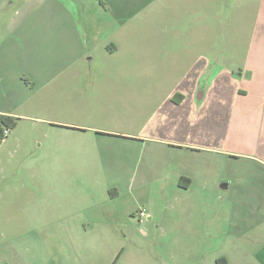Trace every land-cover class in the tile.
Listing matches in <instances>:
<instances>
[{
	"label": "rangeland",
	"instance_id": "obj_1",
	"mask_svg": "<svg viewBox=\"0 0 264 264\" xmlns=\"http://www.w3.org/2000/svg\"><path fill=\"white\" fill-rule=\"evenodd\" d=\"M10 2L8 0L7 4ZM174 10L170 8L161 14L167 21L175 17ZM18 15L14 4L7 8L6 17ZM194 15L199 24L197 41L188 43L189 46H184L188 42L186 38L180 41L184 56L182 68L178 72L163 71L156 61L151 62L155 66H145V58L136 55L132 62L134 68H130L132 72L126 71V79H133L134 85L126 89L119 83H97L98 76H106L108 80L115 74L94 68L114 61L104 58L100 49L94 51V58L87 62L93 67L76 75L75 80L80 85L73 95H63L51 85L41 84V78L45 76L58 74L61 79L64 74L43 72L47 63L41 52L32 59L35 61L32 65L22 59L24 52L18 54L22 59L19 63L5 64L0 71V114L14 117L16 124L0 143V264H111L109 256L113 249L126 244L131 261L124 264H159L166 233L164 227L167 235L183 227H192L180 216V204L185 202L190 208L194 202L190 196L178 195L174 186L164 180L149 178L147 183L136 181L133 185L120 180L130 174L127 165L132 160L134 172L138 169L141 173L146 165L150 169L160 168L161 164L149 160L150 148L141 149L139 145L121 139L100 138L97 143L92 136L66 130L62 122L77 124L80 117L82 120L95 117L99 127L108 130L156 136L160 131L158 122L165 118L157 108L162 104L168 86L174 87L181 76L195 81L197 92L205 94L199 104L202 106L196 112L193 138L198 142L205 139L209 145L237 152V146L227 132L229 115L213 108L220 104L226 108L227 97L239 84L238 77L252 35L260 27L264 34V0H198L195 8L180 10L181 18ZM259 15H262L261 22L255 24ZM160 23L157 21L153 26L156 32ZM182 26L189 28L186 23ZM206 34L212 35L208 42L202 41ZM13 41V38L0 41V51L6 58L17 51L12 47ZM206 46L210 56L208 69L204 72L203 66L200 67L201 55H194V51L196 48L204 51ZM116 60L115 63H120ZM191 68L197 69L191 73ZM142 80L151 83L141 85ZM104 89L112 92L111 99L105 97ZM226 156H215L214 179L217 175L218 178H232L237 170L239 161ZM219 181L220 188L228 184L224 177ZM116 189L122 192L118 198H114ZM212 209L215 213L212 220L216 223L221 201H214ZM94 212L98 214L99 225H90L89 231L80 228L72 231L77 226L71 228V223L81 222ZM233 218L237 222L238 216ZM65 224L68 231H64L62 225ZM198 226L204 229L206 221L200 219ZM223 227L224 235L214 236L212 246L203 249L209 256L206 264H212L211 252L217 255L221 251L218 245L222 239L227 241ZM231 230L237 231L236 227ZM62 240L76 243L70 257H64L65 251L54 247ZM46 243L52 244L48 255L38 251L19 261L14 256V251ZM57 252L60 255L52 254ZM193 262L203 264L200 256Z\"/></svg>",
	"mask_w": 264,
	"mask_h": 264
},
{
	"label": "crops",
	"instance_id": "obj_2",
	"mask_svg": "<svg viewBox=\"0 0 264 264\" xmlns=\"http://www.w3.org/2000/svg\"><path fill=\"white\" fill-rule=\"evenodd\" d=\"M7 1L0 0V41L13 38L15 42H12V47L17 51L14 50L13 56L8 58L0 51V71L5 64H17L22 59L32 65L35 63L32 59H36L41 52L47 63L43 72L64 73L61 79L58 74L45 76L41 78V84L51 85L52 89L63 95L77 92L80 82L75 80L76 75L93 67L87 62L92 61L97 49L103 52L104 58L120 61L94 66L95 69H101L100 72L115 73L108 80L106 76H98L97 83H119L126 89L134 85L133 79H126V71L134 68V56L144 57L145 66H155L151 62L156 61L163 71L178 72L182 68L184 57L181 55L180 41L185 38L188 40L184 46L197 41V16L181 18L180 10L195 8L198 0H11L9 4ZM13 4L20 15L15 18L6 17L7 8ZM170 8L175 9V17L166 21L161 13ZM261 18L262 15L258 18L256 16L255 24L260 23ZM157 21L161 23L156 32L153 26ZM182 23L188 24L189 28L183 27ZM261 29L260 27L252 35L242 73L238 77L239 84L236 91L227 97L228 100L224 103L226 108L221 104L213 108L229 115L227 132L229 139L236 144L237 152L209 145L205 139L198 142L193 138L196 112H199L202 106L199 104L205 99V94L197 92L195 81L181 76L173 84L174 87L168 86L162 104L157 108L165 118L158 122L160 131L156 136L108 130L99 127L100 123L95 117L83 120L80 117L77 124L62 122L67 127L66 130L92 136L97 143L100 138L115 141L121 139L137 144L141 149L150 148L149 160L161 164L160 168L150 169L146 165L141 173L138 169L134 172L131 159L132 162L127 165L131 169L130 174L120 180L127 181L129 185L136 181L147 183L149 178L164 180L174 186L178 195L190 196L194 201L190 208L185 202L180 204L182 221L192 227L177 229L169 235L164 227L166 233L159 264H195L193 261H197L199 256L202 263L206 264L209 256L203 249L212 246L214 236L224 235L223 226L227 241L222 239L218 245L221 251L217 255L210 253L213 255L210 258L212 264H264V34ZM211 38V34H206L202 41L208 42ZM22 52L24 57L19 59L18 54ZM194 55H201L200 67L203 66V71L206 72L209 66L208 55L210 56L207 46L204 51L196 48ZM192 68L191 73H194L197 68ZM140 83L144 85L151 82L142 80ZM103 91L106 98H112V92L105 89ZM226 155L239 161V166L232 178H218L217 175L214 179L213 160L215 156L227 157ZM222 177L226 178L228 184L220 188L219 180ZM121 193L116 189L114 198H118ZM218 200L221 201V209L215 223L212 220L215 215L212 205ZM235 215L238 216L237 222H234ZM200 219L206 221L204 229L198 226ZM97 223L100 221L98 214L94 212L87 219L84 218L81 222L77 220V223H71L70 226H77L72 231L79 228L89 231L90 225H99ZM62 226L64 231L69 230L68 225ZM232 227H236L237 231L231 230ZM200 238L205 239L200 241ZM57 244L59 245L54 247L63 249L64 257H70L71 249L76 243L62 240ZM51 245H30L14 251V256L19 261L38 251L48 255ZM126 245L113 249L109 256L111 264L131 261ZM198 249L201 251L198 252ZM52 254L60 255L58 252Z\"/></svg>",
	"mask_w": 264,
	"mask_h": 264
},
{
	"label": "trees",
	"instance_id": "obj_3",
	"mask_svg": "<svg viewBox=\"0 0 264 264\" xmlns=\"http://www.w3.org/2000/svg\"><path fill=\"white\" fill-rule=\"evenodd\" d=\"M15 121L14 117L0 114V143L7 136V133L14 128Z\"/></svg>",
	"mask_w": 264,
	"mask_h": 264
},
{
	"label": "built area",
	"instance_id": "obj_4",
	"mask_svg": "<svg viewBox=\"0 0 264 264\" xmlns=\"http://www.w3.org/2000/svg\"><path fill=\"white\" fill-rule=\"evenodd\" d=\"M140 215H143V212H140Z\"/></svg>",
	"mask_w": 264,
	"mask_h": 264
}]
</instances>
